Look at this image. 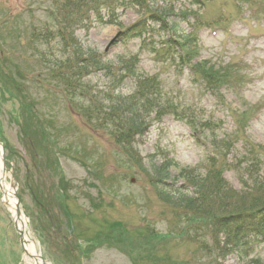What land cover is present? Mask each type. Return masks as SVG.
<instances>
[{
    "label": "rangeland",
    "instance_id": "374dc122",
    "mask_svg": "<svg viewBox=\"0 0 264 264\" xmlns=\"http://www.w3.org/2000/svg\"><path fill=\"white\" fill-rule=\"evenodd\" d=\"M62 2L0 0V142L37 252L49 264H264V233L240 247L201 223L264 207V0H148L139 9L169 14L177 40L187 36L197 48L193 63L245 71L244 80L218 91L180 63L176 43L168 53L169 33L124 44L139 20L134 8L112 24L66 28L69 50L61 52L55 36L65 28L57 17ZM75 41L113 70L128 65L155 78L163 102L172 101L165 116L151 115L143 135L128 140L129 156L109 129L106 74L79 66ZM61 61L68 78L81 77L91 104L55 77ZM118 82L115 96L133 93L132 79ZM96 110L103 113L98 120ZM165 162L168 191L184 190L189 172L207 182L219 177L222 194L230 195L226 207L216 206L211 182L197 195L200 212L160 201L150 169ZM104 228L107 237L95 239ZM88 242L95 247L79 259ZM0 264H26L1 193Z\"/></svg>",
    "mask_w": 264,
    "mask_h": 264
},
{
    "label": "trees",
    "instance_id": "16d2710c",
    "mask_svg": "<svg viewBox=\"0 0 264 264\" xmlns=\"http://www.w3.org/2000/svg\"><path fill=\"white\" fill-rule=\"evenodd\" d=\"M145 1L148 0H63L59 6L57 17L65 24V28L62 29L61 34L58 32L57 36H55V39L57 40L55 41V47H60L61 52L69 50V48L65 47L67 46V41H70L69 37L64 34L66 28H70L71 30L84 28L86 25L85 23L90 20L91 17L94 21H102L104 17H106L108 21L114 20L117 17L116 11L118 9L125 11L127 9L137 8L139 10L140 8H143ZM70 7L72 8L71 10H69ZM103 12L105 14L104 17L102 16L104 15ZM139 12L141 15L140 20L127 29L126 33L131 34V36L124 39V44L134 38L141 37L145 33H157V31L160 30L169 31L170 29L172 33L176 35V32L173 31L174 25H170L169 22H166L170 15L168 16V14L164 13L153 14L150 12H142L140 10ZM156 23L159 24L158 30H154L152 27V25H155ZM63 37L69 40L64 42ZM181 39L184 42L179 45L182 48V51H184V57L181 56L180 61H183L184 59L186 60V57H192L195 48L191 47L192 40H189L184 36ZM185 45L187 48L186 50H184ZM61 46L65 48H61ZM75 47L76 50L74 49V55L75 59L78 60L77 63L79 66L93 68L92 72L105 71V73L109 75H113L116 71L107 65L102 60L101 55L97 54L95 51L91 49H85L82 51L76 41ZM188 61V63L191 62L189 58ZM191 68L193 74H195L200 81L206 83L207 87L211 88V90H217L220 85H228L235 77L230 68L215 69L214 67L209 66L206 62L193 64L191 65ZM65 72L64 61L55 64V77L60 81H65L69 90L76 93L78 97L83 95V98L87 100L86 102L91 104L90 99L85 97L88 93L87 86L79 83L81 77L73 80L72 77L68 78L65 75ZM116 72L122 79H134L135 88L133 94L128 97H114V92L116 91L115 87H113L112 92H109V88V90L102 92V94L108 103L105 107L109 114L108 119L112 121V125H110L109 129L111 128V131L115 136L118 134V137H116V143L127 153L126 155L129 156V151L127 150L129 143L128 140L134 135H143L144 130L148 125L147 120L149 117L155 115V118L158 119L160 116L162 117L165 115V111L171 108L169 103H172V101L166 98L169 103L163 102L164 99L161 98L162 95L157 80L137 75L133 72V66L130 68L123 67ZM102 114V112L96 110V120H98V117H101ZM168 168L169 163H164L161 166H153L150 169L152 173L150 185L154 188L160 201L167 205L179 206L180 208L184 207L189 211V214L192 212H200L197 208L202 204H200L197 195L199 192L201 194L204 190L209 191L211 182V186L215 193V200H217L215 202L216 206L218 208L226 207L225 204L230 195L226 191L222 194V187H220L222 182H220L219 177L209 179L207 182L205 175L201 176L200 174L189 172L186 175L184 174V177L188 181L184 190L173 189V191H168L166 189V183L169 180ZM214 182H216V184L213 185L212 183ZM234 203L237 204V202ZM254 203L255 202H253V204ZM192 219L190 218L191 221H194ZM207 222L210 223V225H214L215 228L219 227L222 231L230 234L231 236L229 239L232 238L234 245L236 244L241 247L246 240L249 241V236L255 237L264 233V207L253 211H248L247 209L244 210V212L234 211L226 216H212L210 219L201 221V223ZM182 223L184 226L186 224L189 225L186 222Z\"/></svg>",
    "mask_w": 264,
    "mask_h": 264
},
{
    "label": "bare ground",
    "instance_id": "6f19581e",
    "mask_svg": "<svg viewBox=\"0 0 264 264\" xmlns=\"http://www.w3.org/2000/svg\"><path fill=\"white\" fill-rule=\"evenodd\" d=\"M2 161H1V148H0V189L3 192V200L7 204V209L9 210L13 220L15 221L17 228L22 230L25 228L24 234V261L26 264H42V260L38 258L37 252V242L32 237L29 231L26 230V219L21 216V219H16L15 211V200L13 198V191L7 183L6 179L2 177ZM23 228V229H24Z\"/></svg>",
    "mask_w": 264,
    "mask_h": 264
},
{
    "label": "water",
    "instance_id": "95a60500",
    "mask_svg": "<svg viewBox=\"0 0 264 264\" xmlns=\"http://www.w3.org/2000/svg\"><path fill=\"white\" fill-rule=\"evenodd\" d=\"M1 146V144H0ZM2 156V163H3V171L6 172V169H5V158H4V154L1 155ZM11 186L14 188L15 190V187H16V181L13 177V175L11 174ZM15 198H16V214H17V217L20 218L21 216V210H20V202H19V199L17 197V194H14ZM15 228H16V225H15ZM18 234H19V238H20V243L21 245H23V236H24V232L23 231H18Z\"/></svg>",
    "mask_w": 264,
    "mask_h": 264
}]
</instances>
